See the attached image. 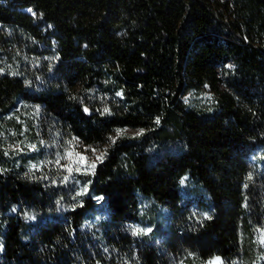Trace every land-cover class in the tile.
Listing matches in <instances>:
<instances>
[{
  "label": "trees",
  "instance_id": "16d2710c",
  "mask_svg": "<svg viewBox=\"0 0 264 264\" xmlns=\"http://www.w3.org/2000/svg\"><path fill=\"white\" fill-rule=\"evenodd\" d=\"M207 88L211 107L186 103ZM20 102L107 147L89 191L107 205L110 241L131 245L141 196L170 211L142 264L188 255L231 264L243 225L262 226L264 175L251 158L264 149V0H0V119ZM126 128L143 134L112 143ZM22 172H0V264H84L92 198L57 215V191ZM186 175L199 190L183 205Z\"/></svg>",
  "mask_w": 264,
  "mask_h": 264
},
{
  "label": "rangeland",
  "instance_id": "374dc122",
  "mask_svg": "<svg viewBox=\"0 0 264 264\" xmlns=\"http://www.w3.org/2000/svg\"><path fill=\"white\" fill-rule=\"evenodd\" d=\"M186 103L194 107H211L214 103L213 96L209 90L202 93L189 92L185 96ZM119 137L138 138L141 129L126 128ZM117 136H114V138ZM0 152L2 161L0 162V172H22L27 176L45 180L57 191L59 204L56 214L63 216L65 212L79 206L82 201L90 197L94 201V209L84 219L80 232L84 239V247L89 252L84 264H142L139 253L146 245H159L162 236L168 229L170 221V211L158 204L152 198L140 197V210L138 222L128 227L129 243L131 245H120L114 243L118 238L110 241L109 216L107 205L102 197H97L89 191L91 176L96 166L100 163L96 159L101 154H106L107 147L102 145L88 146L76 137L64 132L60 127H56L43 114L40 107L33 104L20 102L16 108L12 109L4 120L0 119ZM95 149V153L92 151ZM84 157L85 159H81ZM124 159L123 163L127 164ZM251 162L257 170L264 175V149L258 150L251 158ZM33 165H36L33 168ZM72 171L69 172L68 168ZM182 194V204L185 205L192 200L194 190L197 192L198 186L188 176H184L180 181ZM199 190V189H198ZM202 200L207 198L202 196ZM194 211H199L203 216L210 214L209 209L200 208L198 204H192ZM14 212L9 213L13 215ZM35 219H31V217ZM53 218L52 215L36 217L30 215L28 220L36 222L46 221ZM4 218L0 215V242L3 244V235L6 231ZM157 225L160 229L157 230ZM135 228H151L152 231L146 234H134ZM162 231V232H161ZM159 233V234H158ZM242 253L232 261L231 264H264V221L261 227L244 224L241 230ZM3 251H0V258ZM214 257L206 262H200L194 255H188L181 259L170 258L167 264H209L214 261ZM220 261L225 264L221 257ZM90 262V263H89Z\"/></svg>",
  "mask_w": 264,
  "mask_h": 264
},
{
  "label": "snow or ice",
  "instance_id": "6c2138e0",
  "mask_svg": "<svg viewBox=\"0 0 264 264\" xmlns=\"http://www.w3.org/2000/svg\"><path fill=\"white\" fill-rule=\"evenodd\" d=\"M28 11L31 12L32 10L29 9ZM32 14L35 15V13H32ZM229 67H232V66L229 65ZM85 111H87V109H85ZM107 111H108V109H105V112H107ZM157 123H159V120L158 119H157ZM124 131H126V130L117 129V136L115 138H110L111 142L112 143H115L116 142V139H118L119 136L122 135ZM142 134H143V130H141L140 132L137 133V135H142ZM92 151L95 153L96 150L93 149ZM81 159H85V158L84 157H81ZM96 159L98 161H100V162H103L104 154H101V155L97 156ZM35 167H36V165H33V168H35ZM95 167H96V164L95 163L91 164V168L92 169H95ZM68 171L71 172L72 169L69 167L68 168ZM249 179H251V176H249ZM98 199H102V197L101 198H98ZM204 218L205 219H211V217H209L206 213L204 214ZM31 219H35V217L34 216L31 217ZM133 231H134V234L139 235V234H146L148 232H151L152 229L151 228H147V229L135 228ZM261 243H264V238L261 239ZM0 251H3V244H2V242H0ZM209 264H222V262L220 261V258L217 257V258H215L214 261H210Z\"/></svg>",
  "mask_w": 264,
  "mask_h": 264
}]
</instances>
